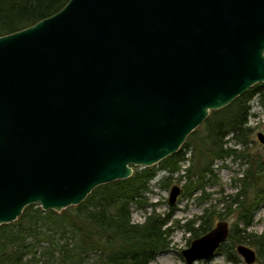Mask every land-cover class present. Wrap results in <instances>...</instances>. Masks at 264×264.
<instances>
[{
	"label": "water",
	"instance_id": "95a60500",
	"mask_svg": "<svg viewBox=\"0 0 264 264\" xmlns=\"http://www.w3.org/2000/svg\"><path fill=\"white\" fill-rule=\"evenodd\" d=\"M263 82L264 0H68L1 35L0 225L157 164ZM229 230L219 220L194 238L184 264L212 258ZM235 250L255 263L253 248Z\"/></svg>",
	"mask_w": 264,
	"mask_h": 264
},
{
	"label": "trees",
	"instance_id": "16d2710c",
	"mask_svg": "<svg viewBox=\"0 0 264 264\" xmlns=\"http://www.w3.org/2000/svg\"><path fill=\"white\" fill-rule=\"evenodd\" d=\"M67 1L0 0V36L52 15ZM253 97L264 107V82L210 111L202 122L205 134L191 140L194 129L181 146L191 149L189 157L180 147L158 162V168L169 173L165 179L183 171L177 179L184 178L183 191L188 195L203 189L202 178L212 174L214 160L239 159L245 166L239 189L227 195V211L235 221L216 251L227 245V260L232 264H245L235 251L240 243L253 246L256 262L264 264V233L248 231L253 212L264 201V150L252 154L248 148L256 129L248 125ZM262 127L264 130V121ZM228 142L233 144L225 146ZM186 161L189 164L182 167ZM152 166L139 168L128 178L98 185L82 202L60 212L44 211L38 204L26 206L15 221L0 225V264H148L169 249L171 226L179 227L177 222L170 225L169 213L163 216L154 208L142 223L131 220V204L143 209L155 206L143 196L158 170ZM202 195L197 199L203 200ZM212 222V213L205 209L184 223L183 229L196 238L209 231Z\"/></svg>",
	"mask_w": 264,
	"mask_h": 264
},
{
	"label": "rangeland",
	"instance_id": "374dc122",
	"mask_svg": "<svg viewBox=\"0 0 264 264\" xmlns=\"http://www.w3.org/2000/svg\"><path fill=\"white\" fill-rule=\"evenodd\" d=\"M249 105L250 115L248 118V125L256 127V129L252 134L254 142L249 144L248 148L250 153L254 154L258 151L262 152V150H264V145H262L256 138L257 132L261 131L264 133L262 127V123L264 121V107L259 103L257 97H253L250 100ZM209 115L210 112L208 116ZM204 134V125L201 123L193 132L191 140L201 137ZM232 144L233 143L228 142L225 146H230ZM235 147L238 150L241 149V146ZM181 149L185 151L186 157L190 156V148L185 149L181 147ZM188 164L189 162L186 161L182 164V167H185ZM152 167H156L158 170L154 178L149 181L148 189L143 192V196L146 198L148 203H152L155 206H147L143 209L134 203L131 204V220L133 222L142 223L145 216L152 208H154L156 212L161 213L163 216L169 213L170 225L177 222L179 227L171 226L169 236L171 244L169 249L158 253L155 259L150 261L148 264H184V260L180 252L182 249L188 247L191 241L195 238L192 237L190 232L183 229L184 223L203 214L204 210L208 209V211L212 213V227L219 220H226L231 227L235 221V217L232 213L227 211V195H234L239 189V178L242 176L245 166L240 164L239 159L233 160L226 158L222 161L214 160L211 165L213 169L212 174H206L202 178L201 182H203L204 185L203 189H195L191 195H188L183 191V184L185 182L184 178H181L180 180L177 179L178 174H182L183 171L173 174L170 179H165L169 173L166 170L159 169V163L153 165ZM139 168L141 167L132 166V171L135 172ZM195 178L196 177H194V179ZM173 185L180 186L182 191L178 196L175 205L170 206L168 204V197L169 190ZM202 191L204 192V195H202ZM200 195H202L203 200L197 199ZM194 226H197V224H194ZM248 231L257 234L264 233V201L253 212V222L248 228ZM243 244L255 250L253 246L247 243ZM38 256L39 254H36V259H38ZM195 264H232L227 260V245H224L222 250L219 253H216L212 258L206 261L196 262ZM254 264L260 263L255 261Z\"/></svg>",
	"mask_w": 264,
	"mask_h": 264
}]
</instances>
